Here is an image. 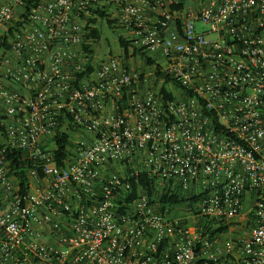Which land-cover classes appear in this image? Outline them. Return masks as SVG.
I'll list each match as a JSON object with an SVG mask.
<instances>
[{
    "label": "built area",
    "instance_id": "built-area-1",
    "mask_svg": "<svg viewBox=\"0 0 264 264\" xmlns=\"http://www.w3.org/2000/svg\"><path fill=\"white\" fill-rule=\"evenodd\" d=\"M4 36L0 264H264V0H0Z\"/></svg>",
    "mask_w": 264,
    "mask_h": 264
},
{
    "label": "trees",
    "instance_id": "trees-1",
    "mask_svg": "<svg viewBox=\"0 0 264 264\" xmlns=\"http://www.w3.org/2000/svg\"><path fill=\"white\" fill-rule=\"evenodd\" d=\"M27 10V8L25 7ZM20 24L17 22L15 23V26L18 27ZM8 35L13 36V30L12 28L8 30ZM88 35L93 36L95 38H98L100 36V32L97 30H91ZM9 48L8 41L6 39V36L0 38V59L2 57V54L5 50ZM87 49V48H86ZM146 62L148 64L150 63L149 59H146ZM162 92H164V88H162ZM1 119V117H0ZM2 128V124L0 122V129ZM62 136V137H61ZM55 135V139L58 141V146H59V152L57 153L58 157H61V151L63 148V145L66 144V135ZM6 158L10 160V167L12 170L16 171L17 177L20 178L22 181L24 180V173L29 168L30 166V161L26 158V154L24 152L18 151V150H6ZM138 180L140 185L147 190L149 194L152 193V185L150 184V179L144 175L140 174L139 176L135 177V180ZM130 186L134 188V183L130 182ZM157 196H159V201L161 203H172V204H177V203H182L184 200L180 198L178 195L173 194V195H168L167 193H162L159 195V193H156ZM193 200V199H191ZM190 200V202H191Z\"/></svg>",
    "mask_w": 264,
    "mask_h": 264
},
{
    "label": "rangeland",
    "instance_id": "rangeland-1",
    "mask_svg": "<svg viewBox=\"0 0 264 264\" xmlns=\"http://www.w3.org/2000/svg\"><path fill=\"white\" fill-rule=\"evenodd\" d=\"M246 206V205H245ZM243 207L242 209V214L245 215V212L247 211V208L246 207ZM187 207H185V205H180V206H177L172 212H171V216H180L181 217V214L182 213H185L186 212V209ZM233 229H236V227L234 226ZM235 233H237L236 231H233L231 233V235H235Z\"/></svg>",
    "mask_w": 264,
    "mask_h": 264
},
{
    "label": "crops",
    "instance_id": "crops-1",
    "mask_svg": "<svg viewBox=\"0 0 264 264\" xmlns=\"http://www.w3.org/2000/svg\"><path fill=\"white\" fill-rule=\"evenodd\" d=\"M240 216L243 217L244 215L241 213Z\"/></svg>",
    "mask_w": 264,
    "mask_h": 264
}]
</instances>
